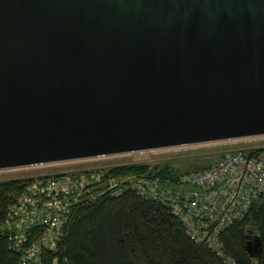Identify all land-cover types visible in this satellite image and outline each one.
Returning a JSON list of instances; mask_svg holds the SVG:
<instances>
[{
  "label": "water",
  "instance_id": "water-1",
  "mask_svg": "<svg viewBox=\"0 0 264 264\" xmlns=\"http://www.w3.org/2000/svg\"><path fill=\"white\" fill-rule=\"evenodd\" d=\"M260 135L264 0H0V169Z\"/></svg>",
  "mask_w": 264,
  "mask_h": 264
},
{
  "label": "built area",
  "instance_id": "built-area-1",
  "mask_svg": "<svg viewBox=\"0 0 264 264\" xmlns=\"http://www.w3.org/2000/svg\"><path fill=\"white\" fill-rule=\"evenodd\" d=\"M107 170L41 175L26 184L0 224V229L8 232L11 246L22 253L19 264H41L42 250L57 248L66 235V223L76 203L107 191L118 195L126 187L142 198L168 205L190 239L205 245L226 264H237L225 252L220 234L242 219L254 201L264 203V147L254 154L243 149L229 151L218 162L181 173L174 180L146 175L105 178ZM101 183L103 188L98 189ZM35 228L39 232H32L34 239L29 241ZM52 264H58L56 257Z\"/></svg>",
  "mask_w": 264,
  "mask_h": 264
},
{
  "label": "trees",
  "instance_id": "trees-1",
  "mask_svg": "<svg viewBox=\"0 0 264 264\" xmlns=\"http://www.w3.org/2000/svg\"><path fill=\"white\" fill-rule=\"evenodd\" d=\"M263 147L241 149L254 154ZM225 154L223 152L218 159L209 162L174 164L165 161L151 167L144 162H129L108 167L105 178L146 175L174 180L181 173L218 162ZM31 179L0 180V224L9 205ZM100 188H103L102 183ZM37 231V228L31 229L29 241L34 239L32 232ZM66 231L55 250H42L41 264H52L55 257L58 264H226L205 245L190 239L168 205L142 198L131 187L118 195L107 191L95 199L76 203L66 223ZM248 231L262 242V251L257 258L250 257L246 250ZM220 238L225 252L234 257L237 264H264V203L254 201L247 214L226 228ZM21 254L11 246L8 232L0 229V264H19Z\"/></svg>",
  "mask_w": 264,
  "mask_h": 264
},
{
  "label": "rangeland",
  "instance_id": "rangeland-1",
  "mask_svg": "<svg viewBox=\"0 0 264 264\" xmlns=\"http://www.w3.org/2000/svg\"><path fill=\"white\" fill-rule=\"evenodd\" d=\"M260 145H264V135L157 148L146 150L142 154L118 153L55 163L5 168L0 169V180L19 177L35 178L41 175L67 173L78 170H99L101 168L112 167L129 162H144L150 167L157 164H163L165 161H171L174 164L195 161L209 162L218 159L223 152L227 153L235 149ZM119 177L120 176L117 178ZM92 193L94 192L92 191Z\"/></svg>",
  "mask_w": 264,
  "mask_h": 264
},
{
  "label": "flooded vegetation",
  "instance_id": "flooded-vegetation-1",
  "mask_svg": "<svg viewBox=\"0 0 264 264\" xmlns=\"http://www.w3.org/2000/svg\"><path fill=\"white\" fill-rule=\"evenodd\" d=\"M253 235V234H252Z\"/></svg>",
  "mask_w": 264,
  "mask_h": 264
}]
</instances>
